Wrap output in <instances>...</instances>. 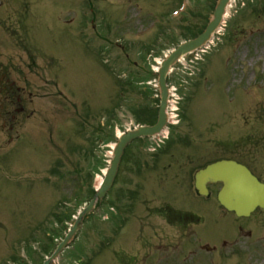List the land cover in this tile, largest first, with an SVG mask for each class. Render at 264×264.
Wrapping results in <instances>:
<instances>
[{
    "label": "rangeland",
    "instance_id": "rangeland-1",
    "mask_svg": "<svg viewBox=\"0 0 264 264\" xmlns=\"http://www.w3.org/2000/svg\"><path fill=\"white\" fill-rule=\"evenodd\" d=\"M39 1L43 46L57 57L44 55L29 70L23 61L30 55L19 54L12 63L21 76L15 66L6 67L10 79L22 83L16 94H0V264H42L64 238L72 225L67 211L88 203H74V179L82 178L86 191L96 187L116 126L136 122L132 109L152 112L158 103L152 86L139 83L152 78L148 54L162 58L195 36L211 8V0H192L194 11L181 17L172 11L183 0ZM68 1L73 11L67 16ZM36 5L32 0L27 9ZM232 6L190 84L182 64L169 76L182 95L181 120L170 139L155 152L142 148L144 141L128 147L113 188L58 264H118L114 251L121 245L134 253L136 236L141 243L150 221L148 207L172 198L205 161L236 158L237 152L264 171V0ZM8 45L0 31V62L9 61ZM66 197L68 205L60 204ZM19 253L24 261L14 262L10 257Z\"/></svg>",
    "mask_w": 264,
    "mask_h": 264
},
{
    "label": "flooded vegetation",
    "instance_id": "flooded-vegetation-1",
    "mask_svg": "<svg viewBox=\"0 0 264 264\" xmlns=\"http://www.w3.org/2000/svg\"><path fill=\"white\" fill-rule=\"evenodd\" d=\"M24 2L0 1L2 34L21 32L26 22ZM17 42L24 43V36ZM6 77L4 73L1 81ZM179 187L163 205L148 207L150 221L141 243L136 236L132 264H264L263 208L240 217L220 205L213 184L208 185V195L189 184ZM126 250L120 246V259Z\"/></svg>",
    "mask_w": 264,
    "mask_h": 264
},
{
    "label": "water",
    "instance_id": "water-1",
    "mask_svg": "<svg viewBox=\"0 0 264 264\" xmlns=\"http://www.w3.org/2000/svg\"><path fill=\"white\" fill-rule=\"evenodd\" d=\"M229 0H220L216 8L214 18L209 23L207 29L198 38L182 44L172 55L164 62L160 72V86L162 88V103L159 112V121L153 127H141L138 130L125 134L119 141L115 149V157L112 161V167L109 171L107 179L102 186L98 195L102 197L106 190L111 186L113 178L117 172L118 164L123 154L125 146L130 140L142 135H152L157 133L166 123L165 107L168 97L166 87V75L170 66L183 54L194 50L202 45L218 27L222 20L225 6ZM197 186L203 188L206 180L222 181L224 187L219 194L221 203L228 209L235 210L239 215H248L257 206H264V184L259 182L250 171L232 161H220L209 166L206 170L200 171L197 176ZM91 208V206H90ZM89 208V209H90ZM88 209V210H89ZM77 228V225L74 229ZM70 234L69 237H71ZM67 238V240L69 239ZM67 240L60 245L57 253L64 247ZM53 257V258H54ZM48 264V263H47Z\"/></svg>",
    "mask_w": 264,
    "mask_h": 264
},
{
    "label": "bare ground",
    "instance_id": "bare-ground-1",
    "mask_svg": "<svg viewBox=\"0 0 264 264\" xmlns=\"http://www.w3.org/2000/svg\"><path fill=\"white\" fill-rule=\"evenodd\" d=\"M233 6H230L229 8L231 9ZM227 13H229V9L227 10ZM228 18V15L226 16ZM101 183V178H97L96 186H99Z\"/></svg>",
    "mask_w": 264,
    "mask_h": 264
}]
</instances>
